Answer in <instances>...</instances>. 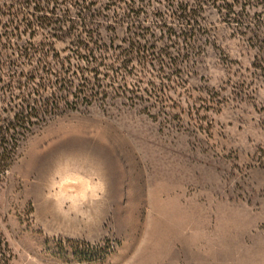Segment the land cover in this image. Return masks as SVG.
I'll use <instances>...</instances> for the list:
<instances>
[{"label":"rangeland","instance_id":"obj_1","mask_svg":"<svg viewBox=\"0 0 264 264\" xmlns=\"http://www.w3.org/2000/svg\"><path fill=\"white\" fill-rule=\"evenodd\" d=\"M90 1L91 29L112 47L99 55L114 68L100 76L108 99L62 101L6 154L0 250L11 264H264V0L229 14L209 3L190 23L184 0ZM11 14L28 33L4 27ZM38 14L0 0L2 86L36 67L21 47L48 44L27 30ZM134 32L165 56L128 59ZM72 40H54L63 57Z\"/></svg>","mask_w":264,"mask_h":264},{"label":"trees","instance_id":"obj_2","mask_svg":"<svg viewBox=\"0 0 264 264\" xmlns=\"http://www.w3.org/2000/svg\"><path fill=\"white\" fill-rule=\"evenodd\" d=\"M175 1L177 2V0L167 2L174 4ZM190 1H194L193 7L190 6L188 0H184L179 5L177 12L179 18L189 23L197 21L196 13L209 3L218 9L231 12L240 2L239 0ZM23 2L27 6H34L39 13L35 20L27 22V30L30 32L32 30L46 31L48 44L47 42L45 44L31 43L19 50L22 59L28 60L32 64L36 63L35 69L26 77V80H16L15 76L11 78L10 83H5L2 86L3 82L0 79V102L2 96L9 100L7 110L4 112L7 111L11 115V118H4V113L0 111V174L9 169V165H6L4 161L7 157L6 154L17 150L20 138L26 137L33 128L44 124L50 117L56 115L62 106V101H64L63 105L70 109H75L78 105L89 107L95 101H106L108 98L106 92L103 91L104 86H102L103 81L100 76L110 77L109 74L114 73V68L105 66L104 60L99 56L110 52L112 47L101 40L98 33L91 29L88 16L89 14L92 16L91 5L93 2L90 0H23ZM64 5L67 7L66 12L58 14ZM72 7L77 8L79 12L77 16H72ZM10 17L12 18L9 24L4 27L10 25L13 32H18L20 36L28 33L21 32V27L15 23L16 16L11 14ZM140 29H142L141 26H137L136 30ZM137 33L134 32V38L129 40L128 48L124 49L125 53H128V59L146 60L149 55L151 57L158 55L155 60H159L160 57L165 56L163 53L156 54L153 48L144 45L141 42L142 35ZM17 38L22 37L17 36ZM69 38L73 39L71 56L63 57L62 53L56 49L54 40L60 41ZM75 57L94 65L85 71L84 68L73 64ZM54 64L59 66L58 70H55ZM103 67H106L109 74H103ZM14 91L20 92L18 94ZM71 91L80 92V96H75L76 99L71 100L74 94ZM62 92L69 96L58 94ZM2 163L5 165L2 166ZM11 261L10 251L0 250V264H11Z\"/></svg>","mask_w":264,"mask_h":264}]
</instances>
